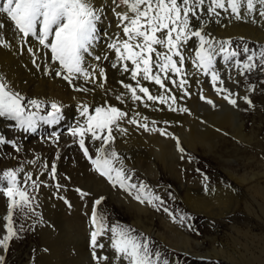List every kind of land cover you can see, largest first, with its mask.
<instances>
[{
	"label": "rangeland",
	"instance_id": "1",
	"mask_svg": "<svg viewBox=\"0 0 264 264\" xmlns=\"http://www.w3.org/2000/svg\"><path fill=\"white\" fill-rule=\"evenodd\" d=\"M97 1L99 4L104 5L105 9L111 10L112 5L110 0ZM3 3L4 0H0V5ZM218 11L221 12L219 17L220 23L211 22L206 29V31L210 32L218 39L221 38L224 29L226 30V27L232 23H236L234 26L237 24L245 25L249 23L246 26L249 27L251 31L256 30L258 32H264V18H262V20L258 14L254 13V15L247 16L244 20L238 21L234 18L232 19L229 13L223 12L222 10ZM104 15L98 23V26H102L100 25L101 22L103 27H97V40L94 44L98 45L100 42L104 43L107 39L106 33L111 30L113 31L114 35L109 34V38H111H108L104 43L105 45L100 47L99 50L101 59L106 61V68L105 66L101 67L104 70L107 69L106 71L108 73H106V76L108 79V75H112L109 81L111 80L110 82L112 85L115 83L116 87L115 85L114 87L112 86V94H108L104 97L103 95H94V91L89 94L76 92L75 94L78 95L75 97L76 100L73 103L78 106V108L81 102H88L91 105L98 106L103 104L104 100L107 99L110 104L116 105L123 110L127 109L126 111H131L132 109L139 111L143 109L139 112L142 116L148 117L149 115L147 122L150 128L153 127V125H151V120L149 119L153 118V120L157 122L154 125L156 128L165 130L168 128L166 131L171 133V136L179 139L181 147L185 150L183 153L185 154L184 159L180 157L182 153H179L177 150L175 139H172L170 136L160 135L159 132L151 131H147L149 136L148 138H144L142 136L143 129H138L134 125L124 123L122 126L127 127L128 133L134 132V134H136L135 143L141 147L134 143L133 145H128L131 148L127 150L126 147L124 148V145H126L124 140L127 135L120 136L119 133H114V135H116V140L113 146L123 158L126 169H130L128 171L133 175V181L135 183L139 184L142 181L154 194L159 195L165 201L164 206L168 207L176 214L177 220H179L180 215L191 217L190 220L186 219L183 226L180 223L175 224L182 234L198 243V245L195 246L198 257H196V259L185 252L176 251L170 246H167L156 236L159 234L167 240L177 241L172 237V233L170 234V232L161 225V218L164 219L167 217L172 221L166 213L163 211H156L155 208L147 204H143V206L150 210L148 211L150 215L148 213L147 215H140L134 212V210L127 207L124 202L127 198H133L118 187L113 188L104 177H101L97 172L92 170L93 166L84 157L79 147L78 137H73L69 134L70 129L76 126L77 121L82 120L79 116V109L75 107L71 113H67L68 117L62 113V119L58 124L47 125L40 122L35 132L26 133L23 130L15 128L14 122L6 118H1L5 120V127L3 129L0 128V135H4L9 140H16L21 146L22 151L16 153L10 145L0 146V175H2L3 171L8 169L15 170L27 167V173H32L33 179L39 176L40 180L46 181L48 184L46 187L42 186L38 192H33V190L29 188V192L36 196V200L33 202L35 212L29 213L27 217L21 214L14 216L16 227L19 228L22 224L23 231L20 232V239H13L10 242L9 250L6 254L0 250V254L5 255V264H95V261L92 260L91 249L89 247L90 231L92 230L90 216L93 201L101 196L105 197V199L101 205L98 206V212L107 217L110 225L118 221L123 225H128L136 229L138 233H143L153 241V248L162 252L163 258H167L170 264H188L187 262L189 260H192L195 264H264V71L256 69L246 76H241L236 70L226 65L222 57L218 56L216 58V66L221 72L222 79L225 80L224 87L228 88L233 93H238L240 97L245 95L248 96L253 102V107H249L242 99L235 96L233 98L237 99L238 107H233L228 104V102L222 98V95L216 94L211 85L210 77L204 76L202 73V82L199 81L197 83L193 82L194 79L191 74L189 75V85L191 84L189 91L191 90V95L190 97L178 100L177 103L179 104L178 107H187L188 105L187 108L191 114L180 111L168 112V108H165L167 106L161 105L158 102L155 104L148 102L150 105L148 108H145L139 103L132 105L131 102L122 105L115 99L116 94L123 91L118 81L123 80L125 83L133 84L134 82L130 80L128 73L122 74L117 68L112 67L113 61L114 59L116 60V58L115 53L108 45L113 42L114 38L121 37L122 34L117 24L115 28L109 24L115 20L117 22L114 14H112V17L109 19L106 17L108 13H106L105 10ZM254 18L256 23H252ZM224 22L226 25H224L225 27L222 25ZM218 28H220L219 30L221 31H219ZM8 29L9 31H7ZM11 29H13L11 26H6L3 30L4 34H2L5 38L7 35H15V30ZM5 31L8 33H5ZM115 33L119 36L117 35L116 37ZM218 34L220 36H218ZM235 40L236 39L232 40V47L237 50L242 49L244 43H247L249 48L257 52L261 47H264V42L258 44L245 40V42L240 44ZM31 41L35 42V40ZM190 43L188 47L194 56L196 44H194L195 41H190ZM35 44L37 43L35 42ZM37 46L39 47L38 44ZM88 57L93 58L92 52H89ZM239 58L243 60L245 57L242 55ZM40 59H46V64L51 63L47 50H43L40 53ZM53 66L54 68L56 67L55 65ZM190 66L192 67L189 61L185 65L187 71ZM192 69L196 71L193 67ZM226 69L232 73L239 83H233L228 79ZM55 81L59 87L61 86L60 88L69 91L72 90V88L60 78L58 80L56 78ZM78 83H83V81H79ZM144 83L153 93L158 92V86L148 82ZM86 86L89 87L88 85ZM191 86L193 87L191 88ZM177 90L178 89H174V92L179 96L180 90ZM201 91L205 93L203 94L204 96L213 100L216 105L215 108L200 99ZM72 92L75 91L72 90ZM83 96H89V98L83 99ZM28 98L36 99L35 97ZM174 107H177V105H174ZM159 112L162 115L158 114ZM163 113L166 115H163ZM175 115H177L176 118L179 119H174L173 116ZM226 117L228 118V124H226L225 127L222 121L225 120ZM237 119H240V123L242 124L241 129L238 128ZM169 121H174L176 123L173 125L172 122ZM53 132L59 136H61V133L63 135L62 138L59 137V141L56 143L48 139ZM138 134L139 136H137ZM191 135H194L193 145L190 143V140L193 139ZM205 136L209 138L204 140ZM27 138L37 140L32 142L35 147L39 145V143H44L45 146L43 149L42 145L41 148L38 149L26 150L24 144ZM30 143L31 142L27 143V147L32 146ZM98 143L99 142L93 144L88 139L85 140V145L88 147L89 153L93 156L96 154L95 150ZM142 147H145L148 153L145 152V156L140 160L138 158V153L142 150ZM137 150H139V152ZM128 152L131 155L130 157L128 156ZM161 154H164L165 161L177 162V169L182 183L187 187L194 188L193 190L195 191L197 190L196 192L200 196L206 195L205 184H207L208 190L211 188H215L216 190L217 188L230 190L232 192V196L230 197L232 204H229L228 213L219 218L215 216L205 217L201 214H194L186 208L181 200L177 198L176 192L173 190L177 189L179 185L177 184L178 180L175 179L172 173L173 171L167 169V167L157 159V156ZM29 161L36 162L29 163ZM185 161L187 162V166L184 165ZM53 162L57 165L59 183L64 186L59 192H57V189L54 187L55 182L51 181L47 174L40 175L44 172V163L50 165ZM80 162H83L84 165L89 167L86 174L87 176L82 175L83 177H78V172L74 165ZM145 165L149 167L145 170L146 173L142 167H145ZM153 165L158 168L159 175L157 178L151 176L153 173ZM197 169H200V171L198 172ZM201 173L208 177L207 181H204ZM65 177H69V179H65ZM86 177L89 178L87 179ZM233 177L238 178V181ZM24 178V174L20 173L18 179L23 180ZM5 185L6 181L0 180V188H3ZM76 188L89 192L91 195L81 199L75 191ZM178 192L181 197H184V191L179 190ZM169 193H171V197ZM2 196L0 197V237L5 234L4 225L6 221L3 220V217L7 215L8 206L7 196L3 193ZM59 196L65 197L71 204V207L65 204L64 200L59 199ZM74 202L80 206L74 207ZM58 206H61V211L58 209ZM73 210L76 212L81 211L79 214L83 218L82 222H84L86 227L88 226V230H85L84 227L81 229V232L78 231L75 233L76 230L73 231L77 235L69 233L71 227L67 222V218H69ZM138 220L143 223L142 226L137 223ZM144 225L151 228V233L145 231L143 228ZM188 225H192L195 230H189ZM101 239L104 238L101 237ZM80 245L83 247L86 246L85 248L87 250L85 256L78 257L77 250L80 249ZM105 245L106 249L102 252L98 250L97 254L112 257L113 253L108 249L106 240ZM214 252L218 253L220 256L214 255ZM223 254L227 256L230 261L225 260ZM171 257L176 260V263L172 261ZM107 264H112L111 260L107 262Z\"/></svg>",
	"mask_w": 264,
	"mask_h": 264
},
{
	"label": "snow or ice",
	"instance_id": "2",
	"mask_svg": "<svg viewBox=\"0 0 264 264\" xmlns=\"http://www.w3.org/2000/svg\"><path fill=\"white\" fill-rule=\"evenodd\" d=\"M117 27L122 34L114 38L108 47L115 53L116 62L112 64L118 71L128 73L133 83L118 81L123 91L116 94L115 99L120 104L129 101L132 105L137 103L148 108L152 104L166 105L169 111L189 113L187 107H174L178 100L190 97L189 75L185 65L189 61L197 74L210 77L211 85L217 95L233 107H238L235 97L242 99L249 107L253 102L248 96L240 97L224 87L225 80L217 68L216 58L222 57L225 64L236 70L239 75L246 76L256 69L264 71V47L259 51L243 44L242 49L232 47V40H220L206 31L211 22L220 23L221 12L230 13L236 20H244L254 13L264 18V0H111ZM122 8V11H117ZM105 12V6H97L94 0H4L0 5V47L11 48L10 42L3 36L6 26H11L22 44H29L31 40L39 45L37 48L28 47L32 55V63L40 68L37 61L40 53L47 50L50 64L44 67V75H54L65 81L75 92L89 94L95 88L105 90V96L110 89H105L107 76L105 70L99 65L89 68L85 64L93 43L97 40V26ZM256 23L255 19L252 20ZM195 41L194 56L189 50V42ZM244 40L243 37L240 38ZM244 56L241 60L239 57ZM101 57L97 56L96 60ZM52 65L56 67L53 68ZM227 71V69H226ZM227 77L233 83H239L230 71ZM83 81V83H78ZM144 82L158 86V92L153 93ZM93 85L92 88L86 85ZM174 89L180 90L179 96ZM200 99L216 107L213 100L203 95ZM163 110V109H157ZM79 116L76 126L70 129V135L78 137V144L84 157L93 166L92 170L104 177L113 188L126 192L140 204H147L156 211L166 213L174 223L184 225L186 219L191 217L176 214L164 206L165 201L154 194L144 182L139 184L133 181V175L125 168L123 158L115 150L116 135H127L128 129L124 123L136 126L144 131L159 132L160 135L170 136L176 140V147L184 153L178 138L171 136L165 129L156 128V121H151L149 127L148 117L142 116L139 111L123 110L110 104L107 99L103 104L94 106L88 102L79 104ZM0 118L14 122V127L24 132H35L39 123L47 125L58 124L62 119V105L55 101L28 99L18 91H14L8 82L0 76ZM143 121V122H142ZM167 123V122H165ZM52 142L59 141V135L53 132L48 138ZM88 139L96 146L95 156L89 153L85 140ZM11 146L14 152L22 151L16 140H9L0 135V146ZM181 159L184 156L181 155ZM36 161H29L35 163ZM44 172L59 192L64 186L59 183L57 165L55 162L44 163ZM199 172L200 169H197ZM24 169H8L0 175V180L6 185L0 192L8 198L7 215L3 217L5 234L0 237V250L7 253L10 242L20 239L23 225L16 227L14 216L17 214L28 216L34 213L33 202L36 196L29 192H38L42 186H48L39 176L33 179L32 173H24V179H18ZM204 181L208 177L201 173ZM69 179V177H65ZM205 190L208 186L205 184ZM75 191L84 199L90 196L89 192L76 188ZM171 197V193H169ZM64 203L71 207L68 200ZM105 197L101 196L93 201L90 216V249L95 264H170L163 253L153 248V241L136 229L123 225L120 222L108 223L107 217L98 213L97 206L101 205ZM189 230L194 231L192 225ZM103 237L104 239H101ZM113 256L98 255L106 249L104 241ZM0 264H5V255L0 254Z\"/></svg>",
	"mask_w": 264,
	"mask_h": 264
},
{
	"label": "bare ground",
	"instance_id": "3",
	"mask_svg": "<svg viewBox=\"0 0 264 264\" xmlns=\"http://www.w3.org/2000/svg\"><path fill=\"white\" fill-rule=\"evenodd\" d=\"M111 1V0H110ZM109 1V2H110ZM100 2V1H99ZM94 3L99 6L101 4L98 3L97 0H94ZM107 5V4H106ZM112 5V4H111ZM112 8V7H111ZM106 10V13H108V15H106V17H108L109 19L112 17V14L113 12L109 9H105ZM109 10V11H108ZM117 11H122V9L118 8ZM105 13V12H104ZM230 14V13H229ZM228 14V15H229ZM254 15V14H253ZM105 16V15H104ZM256 16V15H255ZM229 17V16H228ZM258 18V17H257ZM0 19H3V17H0ZM108 19V20H109ZM113 19V18H112ZM233 19V18H232ZM231 19V20H232ZM248 19V18H247ZM255 19V18H254ZM262 19V18H261ZM263 20V19H262ZM104 21V20H103ZM239 21V20H238ZM234 22V21H233ZM109 23V22H108ZM253 23V22H252ZM110 26L114 27L115 28V25L117 24L116 20L114 22H110L109 23ZM228 24V23H227ZM234 24L236 23H232L230 25H228L226 27V30L224 29V31L222 32V35H221V38L220 40H226V39H231V40H234L236 39L235 41L237 43H243L245 42V40L247 41H250V42H253V43H258V44H262L264 42V32H258L256 30L254 31H251V29L249 27H247L246 25H248L249 23L243 25V24H237L234 26ZM262 24V23H261ZM100 25L102 26H97L98 28H102L103 27V24L100 22ZM105 25V24H104ZM223 26L225 25V22L224 24H222ZM256 25V24H255ZM106 26V25H105ZM226 26V25H225ZM224 26V27H225ZM250 26V25H249ZM252 27V26H251ZM257 27V26H256ZM9 28V27H8ZM106 28V27H105ZM111 28V27H110ZM109 28V29H110ZM214 28V27H213ZM216 29V28H215ZM220 28H218L219 30ZM255 29V28H254ZM11 30H14V29H11ZM99 30V29H98ZM217 30V31H218ZM223 30V28H222ZM9 31V29L7 30ZM7 31H5V33H8ZM103 31V30H102ZM221 31V30H219ZM107 32H108V27H107ZM117 32V31H116ZM101 33V32H100ZM103 33V32H102ZM106 33V32H105ZM4 34V33H3ZM13 34V32H12ZM109 34L110 35H114L113 31H109L108 33H106V37L107 39L104 41V43L108 40L109 38ZM7 35V34H5ZM14 35V34H13ZM116 37L118 34H116ZM119 36V35H118ZM218 36H220L218 34ZM243 37L244 40L241 41L240 38ZM102 38V37H101ZM111 38V37H110ZM109 38V39H110ZM113 38V37H112ZM6 39L10 42L11 44V48H3V47H0V76H2L7 82L8 84L12 87V89L14 91H18L20 92L22 95H24L26 98L28 97H35L36 99H40V100H45V101H55L57 102L58 104L62 105V113L65 114L66 117H68V114L67 113H71L75 107L78 108V106L74 105L73 102H75L76 100V95L75 93L76 92H72L69 91V90H66V89H62L58 86V84L56 83L55 79L57 78V80L59 79L58 77H55L54 75H44V67L46 66V59H39L37 61V63L40 64V68H37L33 63H32V55L27 51V48L28 47H33V48H37V44H35V42L33 41H30L29 44H22L19 39L17 38L16 34L14 36H8L6 37ZM104 40V38H103ZM113 40V39H112ZM194 41V40H193ZM192 41V42H193ZM104 43L100 42L98 45L97 44H94L92 45L91 49H90V53L92 52L93 54V58H90L88 57V55L86 56V60H85V64L86 66H88L89 68H91V66H95V65H99L100 67L102 66H105L106 68V61H104L103 59H100V60H96V57L97 56H101L100 55V50L99 48L102 47L103 45H105ZM190 43V42H189ZM107 44V43H106ZM195 44V43H194ZM194 44H192L193 46H195ZM191 45V43H190ZM107 46V45H106ZM192 46V47H193ZM104 48V47H103ZM107 48V47H106ZM195 49V48H194ZM102 51V50H101ZM113 54V53H112ZM114 55V54H113ZM92 56V55H91ZM110 56V55H109ZM112 56V55H111ZM43 58V57H42ZM111 59H114L113 57H110ZM48 61V60H47ZM113 62H116V60L114 59ZM50 63V62H49ZM52 67L54 68V66L52 65ZM190 69V71H189ZM188 69V72L191 74L192 78L194 79L193 82H199L201 81L202 77H201V74H197L196 71H193L192 67L190 66ZM107 69H105V72L108 73L106 71ZM109 76V79L110 75ZM112 78V77H111ZM114 78V77H113ZM109 79L107 78V83L105 85V89H110L111 91L112 90V86L114 87L115 83L112 85L111 84V80L109 81ZM116 79V78H115ZM82 82V81H81ZM115 82V81H114ZM192 82V83H193ZM202 82V81H201ZM200 82V84H201ZM64 84V83H63ZM195 84V83H194ZM199 84V85H200ZM191 85V84H190ZM90 88L93 87V85H88ZM197 86V85H195ZM116 87V85H115ZM193 86H191L192 88ZM199 87V86H198ZM201 87V85H200ZM194 89V88H193ZM202 89V88H200ZM197 90V89H196ZM203 90V89H202ZM109 91L108 94H112V92ZM178 91V90H177ZM191 91V90H190ZM200 91V90H199ZM191 93V92H190ZM194 93L196 94V92L194 91ZM193 93V94H194ZM194 94V95H195ZM205 94V93H203ZM209 94V93H208ZM94 95L96 96H99V95H103V97L105 96V90L104 89H100V88H95L94 90ZM212 95V94H211ZM82 98V96H81ZM88 99L89 96H83V99ZM113 98V97H112ZM195 98V97H194ZM209 98V97H208ZM29 99V98H28ZM196 99V98H195ZM189 100V98H188ZM191 100V99H190ZM195 101V100H194ZM130 102V101H129ZM182 102V101H181ZM99 103V101H98ZM179 104H177V107H178ZM184 106V105H182ZM190 106V105H189ZM186 107V106H185ZM188 107V105H187ZM151 108V107H150ZM167 108V107H165ZM79 109V108H78ZM130 109V108H129ZM136 109V108H135ZM139 109V108H138ZM127 110V109H125ZM140 110H143V109H140ZM139 110V111H140ZM145 110V109H144ZM167 111V110H166ZM75 112V111H74ZM157 112V111H156ZM169 112V110H168ZM167 112V113H168ZM177 112V111H176ZM153 114V113H152ZM156 114V113H154ZM160 114V112L158 113ZM157 114V115H158ZM162 115V114H160ZM163 115H166L163 113ZM169 115V114H168ZM178 115V114H177ZM173 116L174 119L176 118V116ZM73 116V115H72ZM161 117V116H160ZM163 117V116H162ZM148 118H149V115H148ZM155 118V117H154ZM167 118V117H166ZM192 118V117H191ZM161 119V118H160ZM165 119V118H164ZM176 119H179V118H176ZM70 120V119H69ZM149 120H153L152 119H149ZM228 118L226 117L225 120L222 121L223 124H225V127H226V124H228ZM150 121V122H151ZM155 121V120H153ZM169 122H172V121H169ZM174 122V121H173ZM172 124L175 125L176 122H174ZM5 120H2L0 118V128H4L5 125ZM221 123V122H220ZM237 123H238V128L241 129L242 128V124L240 123V119H237ZM219 124V123H218ZM152 125V124H151ZM150 125V126H151ZM171 125V124H169ZM130 126V125H129ZM180 126V125H179ZM219 126V125H218ZM222 126V125H221ZM162 127V125H161ZM215 127V126H214ZM55 128V127H54ZM127 128V127H125ZM218 128V127H217ZM133 129V128H132ZM139 129V128H138ZM168 129V128H167ZM166 129V130H167ZM180 130V129H179ZM212 130V129H211ZM191 131V130H190ZM131 133V132H130ZM127 133V137L125 136V140H124V143L126 145H124V148L126 147L127 150H129V147L128 145H133L135 143V140H136V134L133 133ZM177 133V132H176ZM210 133V132H209ZM140 134V133H139ZM139 134L137 136H139ZM192 134V133H191ZM119 135V134H118ZM141 135V134H140ZM182 135V134H181ZM32 136V135H31ZM43 136V135H42ZM121 136V135H120ZM142 136L144 138H148V133L146 131H142ZM192 136V135H191ZM190 136V137H191ZM208 136V135H207ZM35 137V136H34ZM33 137V138H34ZM60 138L63 137L62 133H61V136H59ZM123 137V136H122ZM121 137V138H122ZM193 139L190 140V143L193 145L194 144V135L192 136ZM48 138V137H47ZM209 138V137H207ZM206 136L204 137V140L207 139ZM120 139V138H119ZM121 140V139H120ZM122 140V141H123ZM168 140V139H166ZM34 141H37L36 139H33L31 140L30 138L28 139L27 138V141H25V149L26 150H30V149H34V148H41L42 146V149L43 147L45 146L44 143H39V145H37L36 147L32 144V142ZM44 141V140H43ZM31 142L30 144H32L31 147H27V143ZM38 142H42V141H38ZM120 142V141H118ZM122 143V142H121ZM137 144V143H135ZM140 144V143H139ZM150 144V143H149ZM138 145V144H137ZM139 146V145H138ZM147 146V145H146ZM145 146V147H146ZM154 146V145H153ZM141 147V146H139ZM138 147V148H139ZM145 147H142V150L139 152V150H137L139 153H138V158L141 160V158L143 156H145V152L148 153V150L145 148ZM164 147V146H163ZM136 148V147H135ZM155 148V147H154ZM8 149V148H7ZM6 149V150H7ZM137 149V148H136ZM140 149V148H139ZM121 150V149H120ZM135 150V149H134ZM167 150V149H166ZM150 152V151H149ZM171 153V152H170ZM180 153V152H179ZM61 154V153H59ZM183 156H185V154H181ZM66 156V155H65ZM128 156L130 157V153L128 152ZM149 156V155H148ZM181 157V156H180ZM127 158V157H126ZM135 158V157H134ZM157 159L159 162H161L164 166L167 167V169H169L170 171H173L172 173L174 174L175 176V179L178 180L177 184L178 185V188L177 189H173L175 192H176V196L179 200H181L182 204L188 208L191 212H193L194 214H197V215H204L205 217H223L224 215H226L228 213V208H229V204L232 202L230 201V197L232 196V192L230 190H224V189H221V188H217V190L215 188H211L210 190L208 191H205L206 195L205 196H200L195 190H193L192 188L190 187H187L185 184L182 183L181 181V178H180V175H179V171L177 169V162L176 161H165L164 159V154H161V155H158L157 156ZM186 159V158H185ZM143 160V159H142ZM152 161V160H151ZM127 162V161H126ZM128 163V162H127ZM142 163V162H141ZM185 166H187V162L185 161L184 163ZM76 166V170L78 172V177H83L82 175H85L87 176V171L89 169L88 166L84 165L83 162H80L79 164H76L74 165ZM125 166V165H124ZM136 167H138L137 165H135ZM63 167V166H62ZM61 167V168H62ZM143 167V170L145 172V170L148 167V165H145L142 166ZM165 167V168H166ZM126 168V167H125ZM153 173L151 174V176L153 178H157L158 175H159V172H158V168H156L155 165H153ZM62 170V169H61ZM64 170V169H63ZM130 170V169H128ZM141 170V169H140ZM24 173H27V167L24 168ZM23 173V174H24ZM143 173V172H142ZM146 173V172H145ZM87 178V177H86ZM89 178V177H88ZM87 178V179H88ZM236 181H238V178L236 177H233ZM81 180V178H80ZM210 188V187H209ZM43 190V189H42ZM179 190L181 191H184V197H181V195H179L180 193L178 192ZM44 191V190H43ZM45 192V191H44ZM0 195L2 196V192H0ZM0 196V197H1ZM3 197V196H2ZM4 199V198H3ZM126 203V206L127 207H130L134 210V212L138 213V214H144V215H147V213L150 215V210L147 209V207H144L143 204H140L139 202H136L135 199H130V198H127L126 201H124ZM74 204V207H77V206H80L79 204L77 203H73ZM59 210L61 211V206H58ZM98 206H97V211H98ZM227 208V209H226ZM79 210V209H78ZM77 210V211H78ZM79 212L81 211H78L76 212L75 210L72 211V213L70 214L69 218L68 219V224L69 226L71 227V231L69 233H73L75 234L76 232L80 231L81 232V229L85 227V230H88V226L86 227L84 222L83 221V218L80 216ZM84 212V210H83ZM64 213V212H63ZM99 213V212H98ZM211 219V218H209ZM161 225H163L169 232L170 234L172 233V237L174 239H176L177 241H171V240H167L165 239L164 237H162L161 235H156L159 237V239L164 242L167 246H170L171 248L175 249L176 251H182V252H185L186 254L190 255L191 257H198V252H196L195 250V246L198 245L197 242H195L194 240H191L188 236L182 234L179 229H178V226L172 222L169 218H161ZM206 222V221H205ZM137 223L139 225H143V223H141V221H137ZM208 223V222H207ZM143 228L145 229L146 232L148 233H151V228L150 227H147V226H143ZM76 230V231H75ZM75 231V233L73 232ZM85 233V232H84ZM83 233V235H84ZM82 234V233H81ZM77 235V234H75ZM74 235V236H75ZM86 235V234H85ZM76 237V236H75ZM87 239V238H86ZM88 241V239H87ZM86 241V243H87ZM105 242V241H104ZM76 245V244H75ZM79 245V244H78ZM84 245V243H83ZM87 246V244H86ZM85 246V247H86ZM83 247V246H79V250H77V255L78 257L79 256H85L86 254V248ZM88 247V246H87ZM89 250V249H88ZM210 253V252H209ZM88 255V253H87ZM210 255V254H208ZM214 255L216 256H220L218 253L214 252ZM223 258L225 260H228L230 261L229 258H227V256H225L223 254ZM175 257V256H174ZM172 261L174 263H176V260L171 257ZM197 259V258H196ZM188 264H195L192 260H189L187 262Z\"/></svg>",
	"mask_w": 264,
	"mask_h": 264
}]
</instances>
